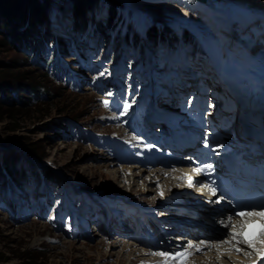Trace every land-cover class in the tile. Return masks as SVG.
<instances>
[{
  "label": "rangeland",
  "instance_id": "374dc122",
  "mask_svg": "<svg viewBox=\"0 0 264 264\" xmlns=\"http://www.w3.org/2000/svg\"><path fill=\"white\" fill-rule=\"evenodd\" d=\"M118 2L122 8L116 7L120 17L110 22L111 37L124 33L127 23L141 31L143 25L150 22L145 13V17H141V12L151 13L149 7L159 4L164 17L170 18L168 22L182 20L178 22L180 28L192 27L206 38L211 57L215 59V53L218 54L215 44L221 36L213 38V30L187 9L181 6L168 9L163 0ZM49 3L51 32L71 40L73 53L60 52L54 40L41 42L38 39L43 67L33 63L34 49L16 48L9 27L0 23V87L11 89L3 93L7 102L0 100V170L3 163L11 165L10 158H13L16 169L25 168L29 174L34 170L51 171L74 190L64 192L46 181L29 183L23 185L24 188L14 183L8 187L0 185V264H159L163 258L152 253L183 251L178 247H185L189 242L175 238L179 233L175 231L173 218L184 212H177L175 208L182 207L167 201L173 191L180 189V182L185 178L181 176L172 184L167 178L171 172H165L166 179L152 181V172H148L152 166L142 163L145 155L141 149L122 147L115 136L121 133L122 138L134 140L136 144L145 140L155 146L157 155L166 152L161 143L164 144V132L170 133V130L156 128L158 124L151 126V118L144 115L148 103L155 100L168 108L167 99L176 98V103L168 101L169 106H173L170 110L178 117L184 116L182 121L186 120L187 100L184 102L183 93L189 99L196 90V83L206 80L211 64L205 57L199 60L186 57L184 62L182 56L175 57L173 49L158 45L153 52L146 49L143 53H139L136 46H130L131 51L126 53L136 52L137 65L123 67V63L119 65V51L108 52L100 34L91 33L94 20H105L106 1H99L97 5L102 9L87 15L83 31L72 29L68 0H49ZM174 13L179 16L171 17ZM83 34H93V37L90 43L81 46L78 44ZM178 44L181 53L186 55L185 43L179 41ZM234 54L229 53L237 60ZM51 56L56 61L49 63L47 72L45 62ZM133 61L127 57V62ZM53 62L60 64L56 71ZM151 62L154 67L148 75L140 71L150 70ZM24 83H39L37 91H29ZM221 91L217 89L219 94ZM181 102H184L183 107ZM125 104L129 105L127 109ZM181 129H192V139L201 143L209 140L207 132L210 130L200 131L189 126ZM173 132L176 130L171 135ZM165 140L168 141V137ZM107 143L111 145L110 150ZM32 149L43 156L42 161L29 153ZM109 151L118 153L120 158L115 159ZM169 154H163L167 161L186 155L175 148ZM106 159L111 161L102 166ZM159 159L153 167L175 168ZM150 161L158 162V159ZM155 176L159 175L155 173ZM78 211L86 216V227L77 224ZM218 225L217 222L214 230L224 228ZM42 228L44 230H40ZM179 228L185 227L179 225ZM200 230L201 226L194 229ZM118 236V240L124 241H116ZM226 236V232H222L217 239ZM137 248L145 255H138ZM204 260L205 256L200 257L202 264Z\"/></svg>",
  "mask_w": 264,
  "mask_h": 264
},
{
  "label": "bare ground",
  "instance_id": "6f19581e",
  "mask_svg": "<svg viewBox=\"0 0 264 264\" xmlns=\"http://www.w3.org/2000/svg\"><path fill=\"white\" fill-rule=\"evenodd\" d=\"M163 1L166 3L165 4L166 8L171 9L170 8L171 6H175V7L181 6L182 8H185V9H187V11L191 12V14L196 15L200 19V21H204L213 31L218 32L219 34L222 33L223 40H224L225 44H228V46L226 48H228L229 50H231L233 52H235V49H236V47H235L236 39L234 37H232L231 35H229L228 33H231L233 31L235 33V36H238V35H242L245 32L242 29H240L238 25L234 24L233 19H235V16H237L241 12L248 14L249 12L254 11V12H256L255 14L249 15L250 20H255V23H259L256 25L257 28H264V0H213L211 3L197 2L194 0H163ZM154 2H156V1H154ZM158 2H161V1H158ZM211 6L214 7V9L209 8ZM236 11H238V12L236 13ZM126 32H127V27H126V30L124 31V33L126 34ZM197 34L202 36V34H200L199 32H197ZM179 41H182V40H179ZM229 52L227 50L225 52V59H224V63H223V66H225V67L228 66V61L230 59ZM253 52L256 53V49H254ZM250 69H252L251 66H245V70L240 71V72L245 73L244 76L247 79L252 80V77L249 74V73H251ZM172 101L175 102V98H173ZM164 106H165V103H164ZM182 119H183V117L182 118L179 117V119L176 123H179V122L181 123ZM196 121L199 124L203 123V121L198 120V119H196ZM160 124H158L157 127H159ZM207 124L209 126L213 127L209 121H207ZM169 130H170V133L172 131H174L173 129H169ZM172 135H173L172 137H174L175 132H173ZM212 137H213L212 140L207 143V145L205 146V149H202L203 152L212 151L217 147V145L219 143V138L216 137V133H215V136L212 134ZM134 144L136 145V143H134ZM249 144H252V146H255V149L252 150L251 155L249 154L250 148L247 147V145H242V146L237 147L235 149L243 150V152H244L243 157L244 158L249 157L248 159L250 161L255 160L258 163L256 165L257 166L256 168L259 170L260 174H263L264 173V164L259 165V163H263V161L259 160L261 158L260 155H264V151H261L262 147H260L263 145L259 144L258 142H255L253 139H252V141L249 140ZM139 145H141V149L143 150V153L146 156L145 160L143 161V164L144 165L149 164L150 166H152L153 164L155 165L157 162L152 163L150 161V159L154 160V158L159 159L158 155L156 154L157 151L154 150V148H153L154 145L152 146L150 144H147L146 142H144L143 144H139ZM139 145H137V146L140 147ZM163 145L164 144H162V146ZM259 151H261V152H259ZM109 153L112 154L113 157H115V159L120 158L118 153H112L110 151H109ZM112 155L110 157H112ZM165 155H168V154H165ZM167 158H169V156ZM173 160L174 161H167V160L164 161V162H168V164L170 166H172V167L174 166L175 168L173 170H171L169 168H167V170L165 168L162 169V166H161V168L159 167L160 165L159 166L156 165L154 167L152 166L151 169H149V170L147 169V170H148V172H152V173H150V175H151L152 181L155 180L154 182H158L159 178L166 179L165 176H163V174H165V172L166 173L171 172V174L169 173L171 176L167 177V178L170 181V183H172V184L180 178L181 173L186 174L184 181L180 182V187H179L180 189H178V188L176 189V191H178L179 194L176 195V197L173 198L172 200H175V201L178 200L179 203L182 202L181 204L187 208V209H182L183 212L189 214L191 212V209H193V210L195 209L199 212V214H198V217H196V218L195 217H192V218L187 217V215L181 216L179 218V221L183 222V223L186 222L185 228L180 229L178 226L176 229H177V233H179V234H178V236H175V238L176 239L182 238L184 241H189V242L193 243L194 245H199L201 241L205 242L204 245H202L201 251L196 252L195 248L191 249V252L193 251L194 253L192 256L188 257L189 263L190 264H202V261L200 262V257L205 256V260L203 261V263H205V264H222V263L232 264V261L234 264H248L250 262V260H252L255 257L256 254L254 252H252V250L249 249L246 245H244L243 243H240L238 246L243 250L240 252H237V251H235L234 248L231 249L232 245L221 243V241L228 240L230 238L231 227L233 224H238L240 218H233L231 221H229V219H228L229 215L228 214L230 213L229 212L230 209L228 208L227 205H225V201L219 202L217 195L211 196V195L206 194L205 196H202V198H204V199L207 198V200L205 201V203H201L197 200L198 198L197 199L192 198V195H193V193H191L192 191H190L189 193L186 192V191L190 190V187H191L190 169L195 168V164L198 161L196 158L192 157L191 153L187 154L184 158L180 159V162L178 163V165H176V163L178 162L179 157L177 159H173ZM110 161H111V159H108V160L106 159L105 164L103 163L102 166H105ZM139 163H141V162L139 161ZM203 164H206V163H203ZM155 173L158 174L159 176H155ZM185 181H188V183H189L186 186L184 184ZM11 183H14V182H11ZM41 183L43 184L44 181ZM15 186L18 187L16 184H15ZM187 186H190V187H187ZM195 194L197 195L199 193H195ZM83 218L85 220L86 216L84 215ZM189 220H196V221L202 223L203 226H209V228H210V230H208L209 232L207 230H203V229L200 230V233H203V232L206 233V236H207L206 239H204V236L198 235L197 231H194L195 227H197L196 226L197 224L196 225L194 224L193 226H191V224L189 223ZM217 222L220 224V225H218V227H224V228L218 229L219 232L222 233V232L227 231L226 232L227 237L226 238L224 237L225 239H215L219 236L218 232L216 230H214L215 228H217L216 227ZM85 225H86V222H84L83 226H85ZM40 230H44V229L42 228ZM181 232H184V233L182 234ZM118 239H120V236L117 237L116 241H124L122 239L121 240H118ZM155 241L156 240H154V242ZM188 243H187V245H188ZM213 245H219V250L217 249V247H214ZM186 247L187 246L184 247V245H183V247H180V248L178 247V249H185ZM137 250H138V255H145V253L142 254L143 253L142 249L137 248ZM176 251H178V250H176ZM176 251H174V252H176ZM210 252H212V253L210 254ZM246 252L251 253V254L246 256L245 255ZM194 254H198V255H194ZM154 257H152V258H154ZM173 263L174 262H171L170 264H173Z\"/></svg>",
  "mask_w": 264,
  "mask_h": 264
},
{
  "label": "trees",
  "instance_id": "16d2710c",
  "mask_svg": "<svg viewBox=\"0 0 264 264\" xmlns=\"http://www.w3.org/2000/svg\"><path fill=\"white\" fill-rule=\"evenodd\" d=\"M71 8L69 13L72 15L75 22V30L83 28L86 25L87 15L89 13H96L98 10L102 9L97 5L99 1H106L108 6V15L105 21H94L96 29L99 30L100 34L105 38L109 36V28H112L110 22L115 18L116 7L119 6L118 0H68ZM49 0H0V23H3V27H9V32H11L13 44L16 48L20 50L32 49L35 45L38 47L37 40L49 41L50 38H54L50 31V13L51 7L49 5ZM100 4V3H99ZM64 10V8H62ZM150 16L154 21H160L164 23L163 28L160 32H157L155 27L149 28L147 31V36L149 39L155 42H163L165 36L170 37V41L173 43L176 40L175 33L167 26L165 23V14L163 13L162 7L159 4L151 5ZM66 11V10H64ZM24 23L26 25H24ZM24 25V26H23ZM23 27L22 30L19 28ZM5 29V28H4ZM129 34V27L127 25V32ZM190 34L187 31L183 32V38L187 41L190 38ZM51 39V40H52ZM155 45V44H154ZM64 51V49H62ZM38 52L35 50V54ZM20 79V78H19ZM28 83H24L26 87ZM39 83L29 84L26 88H30L29 91H37V86ZM14 85L13 87H15ZM10 87H0V100L7 102L3 93H7L11 89ZM16 89V88H15ZM18 93L16 90H13ZM20 100V99H19ZM76 119V118H75ZM77 120V119H76ZM29 153L38 157L40 160L43 156L38 155L34 150H30ZM28 153V154H29ZM15 159L10 158L11 165L8 163H3V168L0 170V185L8 187L11 182H14L17 186L20 182L41 183L43 181L49 184H58L59 177L51 171H39L34 170L31 174L27 173L25 168L16 169L14 164ZM42 161V160H41ZM30 164L29 162H26ZM5 165H8L6 167ZM32 165V164H31ZM73 192V190L71 189Z\"/></svg>",
  "mask_w": 264,
  "mask_h": 264
},
{
  "label": "snow or ice",
  "instance_id": "6c2138e0",
  "mask_svg": "<svg viewBox=\"0 0 264 264\" xmlns=\"http://www.w3.org/2000/svg\"><path fill=\"white\" fill-rule=\"evenodd\" d=\"M128 107L129 105H124L125 109ZM206 167L210 169L212 166L207 165ZM195 171L201 172L203 169L196 168ZM212 192L215 194V189H212ZM238 207L244 209L252 208L253 210H242L234 213L236 217L240 218L238 225H232L230 238L228 240L221 241V243L232 245V247L237 252L243 250L238 246L240 243H243L249 249H251L252 252L257 255V257L264 258V204L254 206L238 205ZM257 207L260 210H255ZM228 219L231 221L232 217H229ZM204 243V241H201L199 245H194L193 243L189 242L187 248H185L183 251H177L175 253L161 251L152 254L163 258L159 264H170V262H174V264H189L188 257L192 255L191 249L195 248L197 251H201L202 245H204ZM213 246L217 247L219 250V245ZM250 254L251 253H245V255Z\"/></svg>",
  "mask_w": 264,
  "mask_h": 264
},
{
  "label": "water",
  "instance_id": "95a60500",
  "mask_svg": "<svg viewBox=\"0 0 264 264\" xmlns=\"http://www.w3.org/2000/svg\"><path fill=\"white\" fill-rule=\"evenodd\" d=\"M194 1H197V2H204V3H211L213 0H194ZM211 9H214V7H209Z\"/></svg>",
  "mask_w": 264,
  "mask_h": 264
}]
</instances>
